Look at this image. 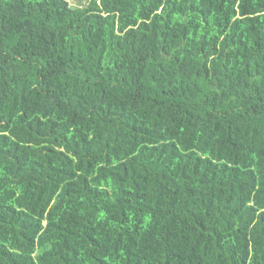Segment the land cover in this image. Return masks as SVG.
Here are the masks:
<instances>
[{"label":"trees","instance_id":"trees-1","mask_svg":"<svg viewBox=\"0 0 264 264\" xmlns=\"http://www.w3.org/2000/svg\"><path fill=\"white\" fill-rule=\"evenodd\" d=\"M0 264H264V0H0Z\"/></svg>","mask_w":264,"mask_h":264},{"label":"rangeland","instance_id":"rangeland-1","mask_svg":"<svg viewBox=\"0 0 264 264\" xmlns=\"http://www.w3.org/2000/svg\"><path fill=\"white\" fill-rule=\"evenodd\" d=\"M71 1V3L72 4H75V5H77V4H79V3H85V2H87V0H70Z\"/></svg>","mask_w":264,"mask_h":264}]
</instances>
